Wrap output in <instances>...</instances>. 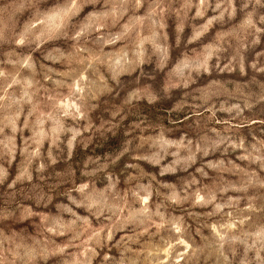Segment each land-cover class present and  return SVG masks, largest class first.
Segmentation results:
<instances>
[{
  "label": "clouds",
  "instance_id": "clouds-1",
  "mask_svg": "<svg viewBox=\"0 0 264 264\" xmlns=\"http://www.w3.org/2000/svg\"><path fill=\"white\" fill-rule=\"evenodd\" d=\"M0 264H264V0H0Z\"/></svg>",
  "mask_w": 264,
  "mask_h": 264
}]
</instances>
